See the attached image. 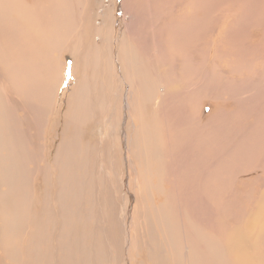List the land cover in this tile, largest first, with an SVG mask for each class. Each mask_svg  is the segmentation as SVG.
<instances>
[{"label": "rangeland", "instance_id": "rangeland-1", "mask_svg": "<svg viewBox=\"0 0 264 264\" xmlns=\"http://www.w3.org/2000/svg\"><path fill=\"white\" fill-rule=\"evenodd\" d=\"M3 1L5 2L1 5L3 10L0 9V31L3 32H0V39L11 41L16 51L21 54L20 57L30 52L26 51V45L28 47L31 45L32 49L37 50L36 53L39 52L42 57L39 50L46 46L40 44L35 35L26 33L23 36L19 35L21 31L17 27L20 24L17 21L19 17H15L14 14L9 17L8 14L10 8L11 11L13 10L12 0ZM180 1L157 0L159 6L165 10L161 11V17L158 16L160 19L154 18V22L156 19L163 27L157 28L151 25L150 18L143 19L151 7V1L144 3L146 10H141L140 21L124 8L123 0H66L62 10L73 13L74 23L68 22L70 21L68 18L64 21V25L61 24L62 27H58L57 23L49 24L47 13L45 10L41 12L44 23L42 22L39 33L44 37H53L51 42L54 43V47L56 46L45 55L52 64H55L56 71L43 73L46 82L42 86L41 93L31 94L29 85L22 84V87L14 84L12 88L5 80L12 77L14 71L10 73L11 76L5 71L7 77L5 75L4 78L0 77V109L7 115L16 141L22 144L23 154L27 155L25 164L30 174V184L26 189L30 195V209L38 212L36 217L32 216L28 220L25 226L26 235L23 232L16 237V245L19 249L22 248L23 242L22 251L26 256L27 264H68L66 256H72L70 246L72 241L76 240L79 248H82L83 244L79 240L87 237L86 241L93 244L92 264H215V260L216 262L219 260L218 255L205 254L204 247H199L195 240V232L200 228L202 232L214 238V242L218 237H222L223 240V235L230 231L227 229L237 226L238 208L246 206L250 198L255 199L262 192L264 185L259 184L264 180L262 168L264 164L257 165L256 161L261 162L259 156L261 152L263 155L264 151V91L261 89L264 88V0H202L203 14L200 13L202 11L198 4L193 6L194 0ZM154 5L156 7L155 3ZM157 11L158 15L160 10ZM80 13L81 16L83 15V22L76 21L77 17L81 18ZM198 13L202 15L203 18L200 20L203 23L194 22L192 18L193 14ZM129 23L132 25L130 26ZM144 24L148 28H145ZM195 24L201 26H196L194 29ZM152 30L165 32L161 47L165 46L162 52L165 53L164 55L168 54V59L161 56L160 60L162 63L163 60H171L167 62L169 65L166 64L169 75L165 77L170 95L166 97L164 109H161L166 116L159 108L161 93L156 88L158 82L155 75L150 72L152 63L148 64V61L144 60L142 64L146 72L143 74L146 79L145 90L135 91L136 95L141 92L142 99H135L132 106L124 101L129 89L125 74L130 75L132 72V78L136 75L131 68L130 70L126 68L127 73L121 72L123 63L120 53H124L129 45L140 48L139 40L141 41V37L148 35ZM131 31H134L137 40L132 39ZM62 41L70 43L68 42L64 47L65 43ZM144 46L141 41L139 53L149 57V52L144 50ZM132 50L134 51L133 48ZM184 54L189 55L191 60L206 56L208 62L210 61L209 64L217 61V57H221L215 65L217 67H210L213 68L210 75L213 79L206 81L209 82L206 92L198 87L199 74L194 76L195 80L197 78L196 82L192 81L193 77L188 76L186 71L181 74L184 75L182 78L176 75L180 69H174L172 60L176 59L175 64H179L182 69ZM11 55L13 58L14 53ZM0 66H3L2 63ZM159 68L162 69V66ZM166 69L167 67L164 70ZM220 70H223L222 74L218 72ZM215 73L222 78L227 76L236 78L237 75L242 78L251 75L261 80L256 84L257 90L254 89V91L259 90L254 101L255 105L252 101H247L248 107L247 102L241 104L232 97L229 99L226 96H219L223 99L222 102L219 98H215L218 95H214L216 92H213L212 88L213 96L208 95L210 84L212 82L218 84L221 81ZM53 78L55 81H52ZM149 83H153L154 87ZM135 85L138 87L137 82ZM254 91L252 90L253 94ZM38 99H42L43 102ZM46 99L47 103H44ZM214 104L215 107L220 108L219 110L231 109L229 111L231 119L245 115L242 125L236 119L237 127L240 126L239 131L233 125L231 132L223 130L221 135L236 139L242 137L244 131L248 136L250 135V142L257 137L254 143L258 144L260 149L254 161L247 162L248 159L242 156L244 148L237 144L236 148H233L234 164L231 166L230 162L225 161L224 150L228 149L232 142L229 138L226 141L222 140L221 137L219 138L220 134L215 131L214 126L221 122L214 125L215 121L210 127L204 126L207 118H217V113L213 111ZM233 104L238 106L237 109ZM135 106H139V109L136 108L139 112L132 111ZM217 128L219 129L220 126ZM259 137L262 138L263 143L259 141ZM75 141L79 142L77 145L81 150ZM197 143L199 147L196 146ZM189 144L194 145L191 148ZM241 145L246 146L245 143ZM255 145L253 147L250 143L248 147L256 149ZM201 154L204 157L209 155L204 165L207 170L215 166L218 158L223 160V164L225 163L223 167L229 168L230 171L223 174L224 179L228 178L223 185H220V181L216 184L211 178L200 175L201 170L197 162ZM190 156L193 159L188 158ZM182 158H186V162L182 161ZM246 163L249 166L251 164L250 169L247 168ZM68 164H73L74 170H71ZM244 165L246 168H241ZM70 172L74 178L77 177L80 182L82 181L81 184H58L70 179ZM195 175H197L196 179ZM210 176L217 178L215 173ZM66 177L69 178L64 180ZM255 179L256 184L253 183ZM211 185H220L221 189L213 191ZM205 197L212 198L215 210H205L202 202ZM72 203L78 208L77 211L71 209ZM261 210L262 207H259L251 217L247 228V233L250 235L256 233L255 225ZM169 219L173 220L172 225L175 226V244L178 245V240L181 246L184 245L185 233L188 232L186 240L192 245L193 254L185 255L176 250L172 251L173 239L166 234ZM74 225L80 226L79 231L61 246L58 242L59 235L66 234V237H69ZM90 225L94 229L87 231L86 228L88 229ZM28 238L32 246L29 248V253L25 245Z\"/></svg>", "mask_w": 264, "mask_h": 264}, {"label": "bare ground", "instance_id": "bare-ground-1", "mask_svg": "<svg viewBox=\"0 0 264 264\" xmlns=\"http://www.w3.org/2000/svg\"><path fill=\"white\" fill-rule=\"evenodd\" d=\"M1 1V0H0ZM8 1V0H7ZM6 1V2H7ZM148 1L151 5L150 9L148 10L147 15H144L143 19H148L150 18V22L151 25L156 26L157 28H163L162 26H160V23H158L155 19L154 22V18L160 19L159 17H161L162 12L161 11H165L163 8H161L159 6V3L157 2V0H123V5L125 9H128V11H130L132 13V15H134L136 18H139V20L141 21V10H146L145 7L143 6L144 3ZM180 1V0H179ZM3 0L1 1L0 4V9H2L1 5L3 4ZM66 0H12V4H13V10L11 11V8L8 12L9 17L14 14L15 17L18 16L19 18H17V21L20 22V24L17 26L19 28V35L23 34H31V35H35L38 42L40 44H44L43 46H46L44 48H42L41 50H39L42 54V57L40 56V53H36L37 50L32 49L31 45H26V51H30L28 54H25L24 57H20L21 54L16 51V48L14 47V44L10 41H6L3 39H0V63H2L3 66H0V77L4 78V73L6 71L7 75H10V73L12 71L15 72V74L12 77H8L6 78V82L12 87L14 84H18V85H29L28 89L31 90V94L32 92H34V94H40L42 89V86L44 85V79H43V73H47V72H54L56 71V66L55 64H52V62L50 60H48L45 55L52 49V47H54V43L51 42L52 38L51 36L49 37H44L43 34L39 33V29L42 26V17H41V12L45 10V12L47 13V17H49V24H55L57 23L58 27H62V25H64V21L68 20V18H70V21L68 22H72L74 23V17H73V13H67L64 9V4H65ZM70 2V1H69ZM83 2V1H81ZM164 2V1H163ZM181 2V1H180ZM154 3L156 4V7L154 5ZM178 3V2H177ZM5 4V2H4ZM73 4V3H72ZM148 4V3H146ZM199 5V8L201 9L202 12H200L201 14H203V4L204 2L202 0H194L193 6ZM167 5V4H166ZM178 5V4H177ZM176 5V6H177ZM201 5V6H200ZM81 6V5H79ZM83 6V5H82ZM85 6V5H84ZM174 6V5H173ZM29 7V8H27ZM167 7V6H166ZM68 8V7H67ZM81 10V7H79ZM157 8V9H155ZM172 8V7H171ZM160 10V13H156L157 10ZM170 9V8H169ZM83 11V10H82ZM4 12V11H3ZM80 12V11H79ZM158 12V11H157ZM84 13V12H83ZM173 13V12H172ZM198 13V14H193L192 18L194 19V22H202V20H200L202 17V15ZM167 14V13H166ZM171 15V14H170ZM77 16V14H76ZM81 16V13L79 15V17ZM159 16V17H158ZM172 16V15H171ZM186 16V15H185ZM46 17V18H47ZM152 17V19H151ZM166 17V16H165ZM164 17V19H165ZM3 18V17H2ZM45 18V17H44ZM189 18V16H188ZM190 18H191V13H190ZM76 19V18H75ZM163 19V18H162ZM185 19V18H184ZM187 19V18H186ZM177 20V19H176ZM178 20H181L180 18H178ZM191 20V19H190ZM77 22H83V15L81 16V18L77 17ZM161 21V20H160ZM183 22L185 23V21L183 20ZM187 22V21H186ZM44 23V22H43ZM46 23V22H45ZM130 24V23H129ZM139 24V23H138ZM66 25V24H65ZM132 24H130L131 26ZM134 25V24H133ZM142 26V24H139ZM145 25V24H144ZM129 26V27H130ZM139 26V27H141ZM176 26V23H175ZM178 26V25H177ZM182 26V25H181ZM194 29L195 27H200L201 25H193ZM3 27V26H2ZM136 27V26H135ZM138 27V26H137ZM145 28H148V26H144ZM143 27V28H144ZM172 27V25H171ZM156 28V29H157ZM188 28H192L188 26ZM62 29V28H61ZM137 29V28H136ZM135 29V30H136ZM142 29V28H141ZM171 28H169L170 31ZM2 30V29H1ZM131 30H133V28L131 27ZM138 30V29H137ZM148 30V29H147ZM24 33H23V32ZM58 31V30H57ZM56 31V32H57ZM149 31V30H148ZM3 32V31H0ZM54 32V33H56ZM60 32V30H59ZM128 32V31H127ZM134 31H131V35H132V39L137 40L138 37H136V35L133 33ZM146 32V31H145ZM150 32V31H149ZM168 32V31H166ZM58 33V32H57ZM164 33L163 31H151V33H148V35L144 36L143 38L141 37V41L143 44H145L144 46V50L146 52H149V57H146L144 55H141V41L139 40V45L140 48H135L134 45H129L124 53H120V57L122 59V65H121V72L127 73V69L130 70V68L132 70L135 71V77L132 78V72L130 75L125 74L127 80H128V94L126 97H124V101L130 106H132L133 103H135V99H140L143 95H141V92L139 93V95L135 94V91L138 90H145L144 86L146 85V79L143 77V74H145V69L142 68V64L143 61H148V64L152 63V66H150V72L151 74L156 77V82H158V84L156 85L157 90L159 91L161 99L159 102L160 105V110L163 108L166 101V97H169L170 95V91L168 88V85L166 83V79L165 77H167L169 74L167 72L168 70V66L169 61L171 60H163V63L161 62V56H163V58H167L168 59V54L164 55L165 53L162 52V50L164 49L163 47H161V42H162V37H164ZM1 34V33H0ZM62 34V33H61ZM99 34V33H98ZM6 35V34H5ZM60 35V34H59ZM9 36V35H8ZM14 36V35H13ZM61 36V35H60ZM5 37V36H4ZM140 38V37H139ZM183 38V37H182ZM62 39V38H61ZM16 40V39H15ZM25 40V39H24ZM33 40V39H32ZM36 40V39H35ZM50 41V43H48ZM7 42V44H6ZM14 42V41H13ZM37 42V41H36ZM56 42V41H55ZM64 44V47L66 46V44H68L69 41H62ZM70 43V42H69ZM202 43V42H201ZM56 45V44H55ZM58 45V44H57ZM25 46V47H26ZM37 46V45H35ZM24 47V48H25ZM56 47V46H55ZM54 47V48H55ZM61 47H62V43H61ZM134 49V51L132 50V48ZM59 49V47H57ZM24 52V51H23ZM105 52V51H104ZM12 53H14V57L12 58ZM202 55V53H199V55ZM3 56H8V57H3ZM57 56V55H56ZM108 56V55H107ZM177 56V55H176ZM180 56V55H178ZM204 56V55H203ZM217 56V55H216ZM221 56V55H220ZM202 57V56H200ZM50 58V57H49ZM177 58V57H176ZM100 59V58H99ZM215 59V58H214ZM217 61L210 63L207 60V57L204 56L203 58H198V59H190L189 55L184 54V58L182 59V69L180 68L179 64H175L176 59L172 60V64L174 69L178 68L180 69V72L177 71L176 75L179 76V78L183 77L181 74H183L186 71V74L188 76L193 77L192 81H195V75L199 74V76H197L199 78L198 82V87L199 89L203 90L204 92L207 91V87L209 82V79H213L210 75L213 72V68L210 69L211 66L213 67H217L215 66L216 63L218 64V61L221 59L217 57ZM141 60V62H140ZM160 60V61H158ZM210 60H212L210 58ZM180 61V58L178 59V62ZM192 61V62H191ZM190 63H192V65H190ZM160 66H162V69L159 68ZM234 66V65H233ZM165 67H167L166 70ZM127 68V69H126ZM164 68V69H163ZM5 69V70H4ZM159 69H161V71H159ZM215 72V71H214ZM218 72H221V74L223 73V70H220ZM229 73V72H228ZM60 74V73H59ZM220 74V73H219ZM99 75V72H98ZM215 75H217V73H215ZM214 75V76H215ZM227 75V74H226ZM6 76V75H5ZM11 76V75H10ZM61 76V75H60ZM100 76V75H99ZM131 76V77H130ZM213 76V75H212ZM224 76V75H222ZM239 76V75H237ZM236 78H229L228 76L226 78H222L220 76L217 75V77L221 80L218 84L216 82V84H210V86L208 87V95H211V97L213 96V92L218 95L215 96V98H219V96H226L227 98L232 99L234 98V100H236V102H240L241 104L247 102V101H252L253 105L254 101L256 100L257 96H258V91H254V89H256L257 87V83L259 84L261 82V80H257L256 78H254L253 76H245L242 77L239 76ZM7 77V76H6ZM202 77V78H201ZM216 77V78H217ZM234 77V76H233ZM61 78V77H60ZM178 78V79H179ZM241 78V79H239ZM215 79V78H214ZM202 80V81H201ZM264 80V79H263ZM4 82V80H2ZM52 81H55V79L53 78ZM211 81V80H210ZM93 82V81H92ZM99 82V81H98ZM137 82L138 87H136L135 83ZM194 82V83H195ZM46 84V83H45ZM52 84L54 85V83L52 82ZM150 84V83H149ZM263 84V83H262ZM22 85V87H23ZM58 85V84H56ZM82 85V84H81ZM151 87H154V84L151 83L150 84ZM6 86V85H4ZM9 86V87H10ZM59 86V85H58ZM50 87V86H49ZM79 87V86H78ZM259 87V86H258ZM4 88V87H3ZM7 88V87H6ZM13 88V87H12ZM11 88V89H12ZM45 88V87H43ZM87 88V87H86ZM90 88V87H89ZM211 88L213 90V92L211 91ZM19 89V88H18ZM48 89V88H47ZM260 89V88H259ZM264 91V88H261ZM5 90V89H4ZM9 90V89H7ZM50 90V89H48ZM252 90L255 92V94L252 93ZM257 90V89H256ZM15 91H18L15 89ZM23 91V90H22ZM52 91V90H50ZM57 91V89H56ZM55 91V92H56ZM82 91V90H81ZM195 91V90H194ZM14 92V90H13ZM25 92V91H24ZM45 92V91H44ZM77 92V91H76ZM12 93V92H11ZM9 93V94H11ZM18 93V92H17ZM28 93V92H27ZM54 93V92H53ZM15 95V93H13ZM25 94V93H24ZM43 94V93H42ZM56 94V93H54ZM261 94V93H260ZM159 95V94H158ZM173 95V94H172ZM178 95V93H177ZM206 95V94H205ZM207 95V96H208ZM11 97H14L12 95H10ZM18 96V94H17ZM27 96V95H26ZM44 96V95H43ZM54 96V95H53ZM39 97V96H38ZM47 97V95H46ZM264 97V96H263ZM48 98V97H47ZM72 98V96H71ZM172 98V97H170ZM206 98V97H205ZM262 98V97H261ZM142 99V98H141ZM168 99V98H167ZM216 99V100H217ZM226 99V98H225ZM24 100V99H23ZM34 100V99H33ZM42 100V99H40ZM38 99V101H40ZM204 100V99H203ZM219 100H223L222 98H219ZM228 100V99H227ZM260 100V99H259ZM22 101V98H21ZM172 101V100H171ZM212 101V100H211ZM220 101V102H221ZM20 102V101H19ZM33 102V101H32ZM43 102V100H42ZM41 102V103H42ZM47 103V99L46 101L44 100V103ZM208 102V101H206ZM219 102V101H218ZM223 102V101H222ZM228 102V101H227ZM31 103V102H30ZM68 103V102H67ZM171 103V102H170ZM212 102H210L211 104ZM214 103H217L216 101H214ZM226 103V101H225ZM27 104V103H26ZM173 104V103H172ZM248 106V102L246 103ZM245 104V105H246ZM35 105V104H34ZM65 105V103H64ZM203 105V104H202ZM213 105V104H211ZM223 105V103H222ZM221 105V106H222ZM236 105V104H235ZM37 106V104H36ZM35 106V107H36ZM39 106V105H38ZM37 106V107H38ZM47 106V105H46ZM179 106V105H178ZM186 106V105H185ZM206 106V105H205ZM216 105L214 104V110L217 113V118H207V122L204 123V126L209 125L213 122L214 125L218 124L219 122H221V124L214 126L216 128L215 131H217L220 135L219 138L221 137L222 140H227V138L229 137H223L221 135L223 130H226L227 132H231L232 130V126H235V129L237 131H239L238 126L237 127V123H236V119L238 120L237 122L239 124L242 125L244 119H245V115H242L240 118H236V119H231L229 117V111L231 109H229V111H225L226 108L224 110H219L220 108L215 107ZM219 106V105H218ZM232 106V105H231ZM234 106V104H233ZM237 106V105H236ZM236 106H234L236 108ZM241 106V105H240ZM260 107V104L258 105ZM74 107V106H73ZM168 107V105H167ZM184 107V106H183ZM209 107V106H208ZM238 107V106H237ZM249 107V106H248ZM27 108V105H26ZM39 108V107H38ZM51 108V107H50ZM131 108V107H130ZM139 106H135V108L132 110L134 111H138ZM177 108V107H176ZM185 108V107H184ZM193 108V107H192ZM223 108V107H222ZM255 108V107H254ZM253 108V109H254ZM164 109V108H163ZM188 109V108H187ZM200 109V107H199ZM213 109V106H212ZM211 109V113L213 114V111ZM237 109V108H236ZM259 109V108H258ZM257 109V111H258ZM177 110V109H176ZM189 110V109H188ZM243 110V109H242ZM256 110V109H254ZM178 111V110H177ZM186 111V110H185ZM194 111V110H193ZM238 111V110H236ZM261 111V109H260ZM139 112V111H138ZM161 112H164L163 110H161ZM171 112V111H170ZM181 112V111H180ZM188 112V111H187ZM190 112V111H189ZM244 112V110L242 111ZM256 112V111H255ZM259 112V111H258ZM263 112V111H262ZM211 113H209L211 115ZM40 114V113H39ZM162 114V113H161ZM192 114V113H191ZM236 114V113H235ZM238 114V113H237ZM243 114V113H242ZM258 114V113H257ZM42 115V114H40ZM51 115V113H50ZM164 115L166 116L165 112ZM169 115V114H168ZM233 115V114H232ZM239 115V114H238ZM48 116V115H47ZM207 116V115H206ZM256 116V114L254 115ZM258 116V115H257ZM44 117V116H42ZM200 117V116H199ZM208 117V116H207ZM212 117V116H210ZM261 118V115L259 116ZM204 119V118H203ZM56 120V119H55ZM204 121V120H203ZM254 121V120H253ZM252 121V122H253ZM162 122V121H161ZM225 122V123H224ZM264 122V121H263ZM159 123V122H158ZM254 123V122H253ZM46 125V123H44ZM175 124V123H174ZM177 124V123H176ZM227 124H229L227 127H225ZM252 124V123H251ZM169 125V124H168ZM245 126V124H243ZM264 125V124H263ZM71 126V125H70ZM220 126V128L218 129L217 127ZM53 127V125H52ZM56 127V126H54ZM160 127V126H159ZM213 127V128H214ZM250 128V127H249ZM24 129V128H23ZM157 129V128H156ZM25 130V129H24ZM67 130V129H66ZM73 130V128H72ZM251 130V129H250ZM17 131V130H16ZM247 131V129H246ZM256 131V130H254ZM67 132V131H66ZM151 132V129H150ZM240 133V132H238ZM68 135V133H66ZM258 134V132H257ZM27 135V133H26ZM235 135V134H234ZM261 135V134H260ZM69 136V135H68ZM67 136V137H68ZM71 136V135H70ZM69 136V137H70ZM211 136V135H210ZM237 136V135H236ZM233 136V137H236ZM263 136V134H262ZM34 137V136H33ZM64 137V136H63ZM250 135L248 136L247 133H245L243 131L242 137L240 138H229V141L232 142L231 146L227 147L228 149H225V155H224V159L226 162H230L231 166L232 164H234V154H233V148H236V144L239 145L240 147H243V154L242 156L246 157L248 159L247 162H252L254 161V157L259 153L258 150L260 149L259 146L255 145V140L257 139V137H255L256 139L252 140V142H250ZM74 138V136H73ZM83 138V137H82ZM201 139V137H199ZM28 139V138H27ZM72 139V138H71ZM77 139V138H76ZM80 138H78L79 140ZM152 139V138H151ZM262 138L259 137V141ZM26 140V139H25ZM52 140V138H51ZM64 140V139H63ZM196 140V138H195ZM213 140V139H212ZM72 141V140H71ZM156 141V140H155ZM204 141V140H203ZM263 140H261L260 142H262ZM193 142V139H192ZM77 143L79 142H76ZM246 144L245 145H241V144ZM250 143H252V146L256 147V149L252 148V147H248V145L250 146ZM263 143V142H262ZM181 144V143H180ZM26 145V143H25ZM42 145V144H41ZM51 145V143H50ZM62 145V144H61ZM71 145V144H70ZM82 145V144H81ZM190 145V144H189ZM194 145V144H193ZM193 145H190V147L192 148ZM198 145V143L196 144V146ZM201 145V144H200ZM260 145V143H259ZM49 146V145H48ZM180 146V145H179ZM182 146V144H181ZM195 146V147H196ZM238 146V147H239ZM27 147V146H26ZM77 147H80L77 145ZM76 147V148H77ZM189 147V148H190ZM199 147V146H197ZM237 147V148H238ZM263 147V144H262ZM65 148V147H63ZM176 148V147H175ZM252 148V149H251ZM55 149V148H54ZM71 149V148H70ZM79 149V148H78ZM85 149V148H83ZM179 149V148H178ZM177 149V150H178ZM187 149V147H186ZM41 150V149H40ZM66 150V149H65ZM81 150V147H80ZM209 150V149H207ZM206 150V151H207ZM250 150V151H249ZM51 151V149H50ZM70 151V150H68ZM185 151V150H184ZM187 151V150H186ZM193 151V150H192ZM216 151V150H215ZM79 152V151H78ZM93 152V151H92ZM152 152V151H151ZM258 152V153H257ZM68 152H66L67 154ZM180 153V152H179ZM185 153V152H184ZM218 153V152H217ZM47 154V153H46ZM63 154V153H62ZM178 154V153H177ZM210 154V153H209ZM262 154V152H261ZM260 154V159L261 162L256 161L257 165L260 163L264 164V151H263V155ZM69 155V154H67ZM65 155V156H67ZM175 155V154H174ZM219 155V154H218ZM217 155V156H218ZM49 156V155H48ZM189 156V155H187ZM215 155H213L214 157ZM239 156V155H238ZM252 156V157H251ZM79 157V156H78ZM180 157V156H179ZM209 157V155L207 156ZM204 157L203 154H201L199 156V162L198 163V167L201 170V176H205L206 178H211L213 181L217 183H219L220 181V185H223L226 180L228 179H224L223 178V174L228 173L230 170L229 168H225L223 167V160L221 161V158L216 159V164L214 167L210 168L207 170L206 167H204L205 165V161L206 158ZM216 157V156H215ZM52 158V157H51ZM63 158V157H62ZM73 158V157H72ZM71 158V159H72ZM171 158V156H170ZM188 158H192V156L188 157ZM173 159V158H172ZM193 159V158H192ZM49 160V159H48ZM180 160V159H179ZM47 161V160H46ZM72 161V160H71ZM182 161L186 162V158H182ZM27 162V155L23 154V149H22V144L18 143L16 141L15 135H14V131L10 128L9 126V122L7 119V115L4 113L3 111L0 109V264H27L26 263V256H24V252L22 251L23 248V242H22V248L19 249L18 246L16 245V237H18V235L22 234L23 232H25L26 235V231H25V226L28 224V220H30V218L32 216L38 215V212L36 211H32L30 209V200H29V192L26 189V186L30 184V179H29V171L26 167V163ZM50 162V160H49ZM191 162V161H190ZM196 162V161H195ZM86 163L88 164V162L86 161ZM243 163V162H242ZM41 164V163H40ZM191 164H193L191 162ZM228 164V163H227ZM248 164V163H246ZM186 165H188L186 163ZM240 165V164H239ZM254 166V163L252 164ZM194 166V165H193ZM242 166V165H241ZM261 166V165H260ZM50 167V166H49ZM68 167L71 168V170H74V165L73 164H68ZM67 167V168H68ZM82 167V166H81ZM204 167V169H203ZM230 167V166H227ZM235 167V166H233ZM233 167H232V171H233ZM257 167V166H256ZM37 168V167H36ZM179 168V167H178ZM240 168V167H239ZM238 168V169H239ZM241 168H246V165H244ZM240 168V169H241ZM248 169L251 168V164L249 166H247ZM259 168V167H257ZM262 168L264 169V166H262ZM32 169V168H31ZM29 168V170H31ZM56 169V168H55ZM83 169V168H82ZM188 169H189V165H188ZM195 169V168H194ZM213 169V170H212ZM62 170V169H61ZM191 170V168H190ZM193 170V169H192ZM245 170V169H244ZM256 170V169H255ZM185 171V170H184ZM208 171V172H207ZM258 171V170H257ZM254 171V172H257ZM35 172V171H34ZM82 172V171H81ZM186 172H188L186 170ZM195 172V170H194ZM193 172V173H194ZM54 173V172H53ZM203 173V174H202ZM212 173H215V175L217 174V178H213L212 176H210ZM64 174V173H63ZM196 174V173H195ZM198 174V172H197ZM260 174V173H258ZM262 174V172H261ZM69 175V174H68ZM83 175V174H82ZM199 175V176H200ZM34 176V175H33ZM70 176L71 178L68 179L69 177H66L64 180H66L64 183H58V184H63V185H80L81 182L76 178L73 177L72 173L70 172ZM86 176V175H85ZM195 175V179H196ZM230 176V175H229ZM260 176V175H259ZM264 176V175H263ZM52 177V174H51ZM90 177V176H89ZM225 177V176H224ZM204 179V178H203ZM246 179V178H245ZM262 179V178H261ZM264 179V178H263ZM223 180V181H222ZM255 180H253L254 183ZM236 182V181H235ZM251 182V181H249ZM210 183V182H209ZM259 183V182H258ZM264 180L263 182H261L259 185H264ZM34 184V183H33ZM51 184V183H50ZM213 184V183H211ZM256 184V183H254ZM93 185V184H92ZM220 185H211L212 186V190H217L220 188ZM97 186V185H96ZM102 186V185H101ZM54 187V186H53ZM56 187V186H55ZM75 187V186H74ZM78 187V186H76ZM81 187V186H80ZM83 187V186H82ZM90 188V186H89ZM88 188V189H89ZM101 188V187H100ZM91 189V188H90ZM93 189V188H92ZM102 189V188H101ZM221 189V188H220ZM55 190V189H54ZM70 190V189H69ZM104 190V189H103ZM34 191V190H33ZM66 191V190H65ZM98 191V190H97ZM105 191V190H104ZM262 191V192H261ZM260 194H258V196L255 199L250 198L249 203L246 206H242L238 208V216H237V223H236V227L234 228H229L227 230V233L224 236L223 240H221L222 237H218V239H216V241L214 242V240L211 238L210 235L205 234L204 232H202L199 229H197V232H195V240L197 242V244L199 245V247H204V251L205 254H217L218 255V262H216L215 260V264H264V188L261 190ZM76 192V190H75ZM73 192V194L75 193ZM86 192V191H85ZM89 192V191H88ZM36 193V192H35ZM38 193V192H37ZM66 193V192H65ZM97 194V192H95ZM100 193V192H99ZM218 193V191H217ZM259 193V192H258ZM95 194V195H96ZM225 194V193H224ZM41 195V194H40ZM80 195V194H79ZM102 195V194H101ZM81 196V195H80ZM86 196V195H85ZM100 196V195H99ZM207 196V195H206ZM246 196V195H243ZM82 197V196H81ZM103 197V196H102ZM217 197V196H216ZM227 197V196H226ZM245 198V197H244ZM63 199H64V195H63ZM212 199V198H211ZM209 199L208 197L203 199V205L205 207V210H215L214 207V203L212 202V200ZM67 199H65L66 201ZM79 200V197H78ZM83 200V199H82ZM80 199V201H82ZM64 201V200H63ZM64 201V202H65ZM72 201V200H71ZM76 201V200H75ZM77 202V201H76ZM74 203L71 204V209L77 211L78 208L74 207L73 205ZM77 205L79 206V203L77 202ZM86 205V204H85ZM41 206V205H40ZM54 206V204H53ZM64 206V204H63ZM43 207V206H42ZM90 207V206H89ZM259 207H262V210L259 211V216L257 218L256 221V225H255V230L256 233L254 235H250L247 233V228L250 224L251 221V217L254 215V213H256V211L258 210ZM37 208V207H36ZM39 208V207H38ZM65 208V206H64ZM231 208V207H230ZM229 208V209H230ZM56 209V208H55ZM82 209V208H81ZM50 210V209H49ZM62 210V209H61ZM57 211V210H56ZM55 211V212H56ZM100 211V210H99ZM108 211V210H107ZM51 211H49L50 213ZM59 212V211H58ZM67 212V211H66ZM87 212V211H85ZM48 213V214H49ZM46 214V213H45ZM47 214V215H48ZM57 214V213H56ZM55 214V216H56ZM64 214V213H63ZM67 214V213H66ZM64 214V215H66ZM90 214V213H89ZM107 214V213H105ZM60 215V214H58ZM81 215V213H80ZM83 215V214H82ZM91 215V214H90ZM46 216V215H45ZM44 216V217H45ZM53 216V214H52ZM88 216V215H87ZM101 216V215H100ZM47 217V216H46ZM161 217V216H160ZM164 217V216H163ZM57 218V216H56ZM77 218V217H76ZM80 218V217H79ZM82 218V217H81ZM162 218V217H161ZM49 219V218H48ZM83 219V218H82ZM164 219V218H163ZM81 220V219H80ZM167 220V219H166ZM59 221V220H58ZM57 221V222H58ZM83 221V220H82ZM35 222V221H34ZM33 222V223H34ZM161 222V219H160ZM164 222V221H163ZM193 223V222H192ZM173 220L169 219V224H168V232L166 233L168 236L170 235V237L173 239L172 241V245H173V249L172 251H177L179 253H185V255H191L193 254V247L190 243H188V241L186 240V237L188 234V232L185 233L184 239H185V243L184 245L181 246L180 242L177 240V244H175V240L174 237L176 238V231L174 233V228L173 227ZM94 225V224H93ZM215 226V225H214ZM65 227V225H64ZM79 227L80 226H75L72 228V232L70 233L69 231V237H66V234H60L59 238L60 240L58 242L62 244L65 242L67 243V240L70 239V237L73 238V235H75V232L79 231ZM90 227V228H89ZM88 227V229L86 228V230L90 231L94 229V227L92 225H90ZM161 227V226H160ZM216 227V226H215ZM29 228V226L27 227ZM155 228V227H154ZM70 229V228H69ZM96 229V228H95ZM221 229V228H220ZM80 230H82L80 228ZM203 230V229H202ZM28 232V231H27ZM82 232V231H81ZM169 233V234H168ZM25 237V236H23ZM88 238V237H87ZM87 238H82L81 240H79V242L82 245V248H79L78 246V242L72 241L71 246V254L72 256H66V260L68 264H92V260H93V250L91 251L92 248V243L86 241ZM24 241V238H23ZM168 241H170V239H168ZM208 241V242H207ZM71 242V241H70ZM216 243V245H215ZM26 250L28 247V253H29V248L32 246H30V239L28 238V240H26ZM25 247V246H24ZM66 251V250H65ZM214 251H217V253H214ZM25 254L27 255V251H25ZM76 254V256H75ZM198 254V253H197ZM79 256V257H78ZM25 257V259H24ZM108 257V256H107ZM157 259V258H156ZM166 259V258H165ZM168 263V262H167ZM211 263V262H210ZM212 264V263H211Z\"/></svg>", "mask_w": 264, "mask_h": 264}]
</instances>
